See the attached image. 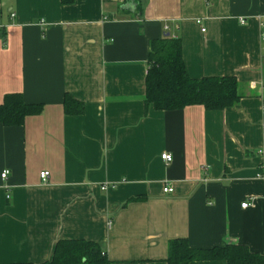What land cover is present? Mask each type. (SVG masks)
<instances>
[{"label": "crops", "instance_id": "0c3cea01", "mask_svg": "<svg viewBox=\"0 0 264 264\" xmlns=\"http://www.w3.org/2000/svg\"><path fill=\"white\" fill-rule=\"evenodd\" d=\"M167 34L192 78L232 76L240 101L149 106ZM11 93L42 110L0 122V264H51L73 239L109 264H168L173 239L264 255V0H0V103Z\"/></svg>", "mask_w": 264, "mask_h": 264}, {"label": "trees", "instance_id": "16d2710c", "mask_svg": "<svg viewBox=\"0 0 264 264\" xmlns=\"http://www.w3.org/2000/svg\"><path fill=\"white\" fill-rule=\"evenodd\" d=\"M74 1L62 0L65 5ZM133 1L139 3L140 7V0ZM149 54L146 102L154 109H183L198 104L208 110L224 109L240 101L239 83L234 77L226 75L194 79L188 74L180 39L171 35L153 39ZM64 100L67 112L81 111V103L69 94ZM41 110L42 104L28 103L21 93H11L0 103V122L8 126L21 125L27 116L38 114ZM168 255V264L217 259L225 260L227 264H264L263 254L251 252L241 244L197 249L191 247L188 240L173 239ZM52 258L51 264H109L100 245L89 240H60Z\"/></svg>", "mask_w": 264, "mask_h": 264}, {"label": "built area", "instance_id": "2783aa9c", "mask_svg": "<svg viewBox=\"0 0 264 264\" xmlns=\"http://www.w3.org/2000/svg\"><path fill=\"white\" fill-rule=\"evenodd\" d=\"M198 23L201 22L200 19L197 20ZM241 23L245 22V19H241L240 20ZM203 31H205V28L202 29ZM264 108V107H263ZM260 154L264 157V149L259 150ZM162 159L165 160L166 162L170 163L173 159L172 154H168V153H163L162 154ZM9 175V171L8 170H4L1 174L3 179H6ZM50 175V172L48 171H42L41 173V180L43 181H47L48 177ZM257 178H259L260 180H264V164L259 168V170L257 171ZM107 186H104L103 189H106ZM164 193H172L174 191V187L171 185H166L163 188ZM7 198H10V195H7ZM249 205V203L247 201H244V203L242 204V208L247 207Z\"/></svg>", "mask_w": 264, "mask_h": 264}, {"label": "water", "instance_id": "95a60500", "mask_svg": "<svg viewBox=\"0 0 264 264\" xmlns=\"http://www.w3.org/2000/svg\"><path fill=\"white\" fill-rule=\"evenodd\" d=\"M167 35H169V34H167Z\"/></svg>", "mask_w": 264, "mask_h": 264}]
</instances>
